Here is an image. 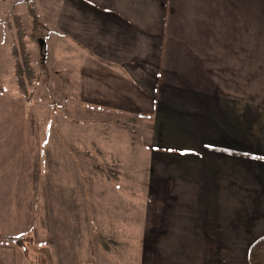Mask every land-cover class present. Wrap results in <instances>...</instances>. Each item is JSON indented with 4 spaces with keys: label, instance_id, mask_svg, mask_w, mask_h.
<instances>
[{
    "label": "crops",
    "instance_id": "crops-1",
    "mask_svg": "<svg viewBox=\"0 0 264 264\" xmlns=\"http://www.w3.org/2000/svg\"><path fill=\"white\" fill-rule=\"evenodd\" d=\"M59 8L42 24L46 50L78 52L63 58L64 94L77 103L59 104L60 119L42 130L24 125L11 144L21 104L0 94V264H33L21 237L46 264H249L264 237V0ZM131 126L145 141L138 164L96 146ZM89 154L95 166L114 160L120 179L75 186ZM102 236L124 241L107 252Z\"/></svg>",
    "mask_w": 264,
    "mask_h": 264
},
{
    "label": "rangeland",
    "instance_id": "rangeland-1",
    "mask_svg": "<svg viewBox=\"0 0 264 264\" xmlns=\"http://www.w3.org/2000/svg\"><path fill=\"white\" fill-rule=\"evenodd\" d=\"M61 4L62 0H0V88H2L8 96L12 97L13 100L18 101L21 104L17 110V125L13 127L14 131L11 133V144L13 142L14 135L22 133L20 132V129H23L24 125L28 126V133L26 131L24 133L30 134L31 129L37 130V125L40 127L41 124H44L43 126H45L49 120L52 121L51 124L56 123V121L60 119L61 112L59 109L61 108V103L66 102V100L67 102H74V104L77 103L74 100L70 101L71 95L69 93L66 92L64 94V91L68 89L65 83L70 79L69 77L71 73L68 69L64 71V67L69 66V64L65 65V63H63V58L68 56L75 57L76 55H79L78 52L73 51L70 54H67L65 50H63L64 48L62 49L59 44L57 47L52 46L47 52L46 47L42 50L39 45V40H45L50 33V31L48 32L44 27H42V24L46 23L50 26L54 24ZM31 12H33L34 16H36V23L33 20V16H31ZM15 18H19L21 20L19 26L20 28L17 27V20ZM37 24L39 25V28H37ZM18 30H20L23 35L26 52L29 55L34 69L35 84L32 86L29 85L26 88L29 100L22 94L23 91L19 90L15 76L14 52L17 51L18 54L24 55L22 46L20 47L19 45ZM65 49H67V47ZM74 60L75 59H73V61ZM51 106H56V109L51 110ZM75 113H77V111ZM67 117H69V114H67ZM121 120L122 119L117 118L118 122ZM30 124L31 127L29 126ZM86 130H91L89 133L93 135V127L88 128V126H86L85 132ZM108 133L109 137L113 136L115 141L111 142L110 138L108 141L104 140V143L102 144H99V141H96V146H103L105 144L109 146L112 145V149H115L117 154H122L124 157L127 156V159L124 160L127 163H131L132 161L133 164L136 165L140 162V154L143 152L141 145H145V141L144 138L136 132L134 126H131L125 133L126 136L131 135L135 141V149H133V152L135 153L137 151L138 154H136L133 158L131 157L132 154L128 149L129 143L125 139L127 137L120 132H115L114 129L108 130ZM80 137L85 136L81 133ZM86 156L87 158L84 160V168H82L84 169V175L80 174V177H78V173L77 175H73L75 186L77 185L76 182H81L82 178L86 181V188L87 186L89 188L91 186L89 184H92L94 180L96 182L105 183L110 178L114 180L120 179V176L117 174V166L113 163L114 160L97 159L101 166L100 172L98 171L99 167H97V164L99 165V163L97 162L96 166L94 165L93 160L95 158H93L92 154ZM12 161L13 166H16L15 164H17V160L13 157ZM11 169L14 170V167ZM102 170L104 173H102ZM95 171L97 174L100 173L99 176L94 174ZM129 177H131V175H128V178ZM83 209L85 214V231L87 235H89L90 231L93 232L91 225V208L83 207ZM127 211L128 210H126L127 217H129L130 212L127 213ZM119 215H121L120 218L124 217L123 214ZM113 218L112 220H114ZM126 220L129 221V218ZM100 241L101 243L98 242V244H101V246H103L108 252L112 251V249H116L117 247L120 248L121 242L124 241V238L112 237L110 239H106L102 236ZM26 244L27 248H29V254H27V256L30 257L32 263L36 264L37 256H41L44 260L42 264H46V256L42 252H38V244L34 238L32 237Z\"/></svg>",
    "mask_w": 264,
    "mask_h": 264
},
{
    "label": "trees",
    "instance_id": "trees-1",
    "mask_svg": "<svg viewBox=\"0 0 264 264\" xmlns=\"http://www.w3.org/2000/svg\"><path fill=\"white\" fill-rule=\"evenodd\" d=\"M31 16H33V20L36 21V16H34V13L31 12ZM16 19V18H15ZM17 22V27L20 28V19L17 18L16 19ZM37 28H39V25L37 24ZM36 27V24H35ZM19 31V45L20 47L22 46L23 49V54L24 55H20L18 54L17 51L14 52V59H15V76L17 79V84L19 86V90L23 91V95L26 96V99L29 100L28 94H27V86H32L35 84L34 81V69L32 67L31 64V60L29 58V55L26 52V45L24 42V38L23 35L21 34L20 30ZM25 35V34H24ZM4 90L2 88H0V94H3ZM144 118H146L145 116H142ZM30 240V238H18L16 239L17 245L18 246H22L23 248H27V244L28 241ZM44 260L41 258V256H37V260H36V264H42ZM248 262L249 264H264V237H262L261 239H259L258 241H256L252 247L249 250V254H248Z\"/></svg>",
    "mask_w": 264,
    "mask_h": 264
},
{
    "label": "water",
    "instance_id": "water-1",
    "mask_svg": "<svg viewBox=\"0 0 264 264\" xmlns=\"http://www.w3.org/2000/svg\"><path fill=\"white\" fill-rule=\"evenodd\" d=\"M39 45H40L41 49L44 50L45 47H46V42H45V40H44V39H40V40H39Z\"/></svg>",
    "mask_w": 264,
    "mask_h": 264
}]
</instances>
